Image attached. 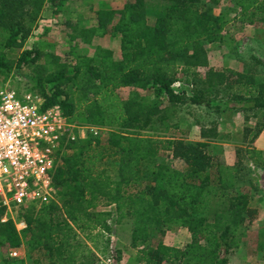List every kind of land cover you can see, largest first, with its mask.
Here are the masks:
<instances>
[{
	"label": "trees",
	"instance_id": "obj_1",
	"mask_svg": "<svg viewBox=\"0 0 264 264\" xmlns=\"http://www.w3.org/2000/svg\"><path fill=\"white\" fill-rule=\"evenodd\" d=\"M47 1L56 12L65 0H0L3 71L13 64L5 50L23 45ZM229 1L232 6L220 13L202 0H133L118 9H98L96 24L79 27L78 36L84 43L107 34L119 36L120 59L101 46L91 55L72 52L64 59L38 48L21 51L15 63L38 73L34 91L43 98V108L58 105L67 121L106 128L107 136L102 140L90 133L56 151V199L19 213L23 229H17L13 218L3 220L5 207L0 206V245L22 246L29 264H99V257L109 253L104 235L111 223L128 221L130 246L139 262L227 264L255 211L249 206L253 181L247 166L241 159L227 165L211 151L220 150L210 140L218 136L215 127H201L203 140L191 141L144 131L156 121L167 129L175 107L187 101L221 109L212 105L211 95L218 94L221 85L230 87L225 72L235 75L242 87L228 93V108L256 118L253 127L244 128L249 146L264 128V74L257 75L248 63L242 71L208 66L206 45L225 44L232 20L264 23V0ZM148 14L154 16L152 23ZM48 65L41 78V68ZM198 67L208 68L201 75ZM183 77L187 84L206 86L191 88L190 94L184 87L176 90L173 83ZM122 87L132 88L127 97L120 95ZM140 90L155 98L148 100ZM250 149L249 158L264 163L261 151ZM167 151L184 166L159 162ZM107 159L116 162L114 172ZM110 205L114 214L97 210ZM179 228L189 233V242L184 247L166 244L164 234ZM256 247L264 264V226L257 231ZM110 257L119 259V251Z\"/></svg>",
	"mask_w": 264,
	"mask_h": 264
},
{
	"label": "rangeland",
	"instance_id": "obj_2",
	"mask_svg": "<svg viewBox=\"0 0 264 264\" xmlns=\"http://www.w3.org/2000/svg\"><path fill=\"white\" fill-rule=\"evenodd\" d=\"M127 1L133 0H65L58 11L54 4L47 1L41 10L39 17L31 25V33L25 39L21 47H13L5 50L7 59L13 61L11 68L8 71L0 69V85L7 88L15 89L19 92L34 91L35 78L38 73H32V70L24 65L18 67L16 60L22 50L28 48H38L45 52L53 53L64 59L72 56V52H83L86 54H93L97 46L107 47L112 49L115 59L121 58V51L119 49V36H111L109 34L102 37H93L90 43L82 42V38L78 36V28L81 26H90L97 22V10L108 8H121ZM202 3L210 4L215 13H220L232 4L229 0H219L217 4H212L209 0H202ZM233 12L229 16L232 17ZM148 22L154 21V16L147 15ZM76 26V29L74 28ZM228 36L225 44H207L208 51V66L217 71L223 69H232L242 71L245 64L248 67L254 68L257 75L264 74V23L254 24H240L237 21H231L229 28L226 30ZM74 35V38L71 37ZM47 69L41 68L40 76L44 78ZM208 67H198L196 70L201 75ZM180 75V74H179ZM184 76V75H180ZM192 76H189L191 79ZM224 77L227 79L228 86L225 88L219 86L220 92L212 94V105L216 103L221 106L218 111L214 107H207L204 104H194L185 102L175 107L174 115L168 118V128L166 125L156 121L152 126L144 131L146 135L162 136L170 138H182L184 140H203L200 136V129L215 127L218 136L211 138L212 143L217 144L220 150H211L218 153L220 160L227 165L235 166L238 160L241 159L248 169V174L253 181V198L264 195V163L258 166H252L249 160V151L247 138L248 133L244 128L253 127L256 119L254 117L246 118L243 112L233 111L228 108L227 95L231 92H240V87L235 82V75L225 72ZM206 84L185 83L184 77L181 80L175 81L173 87L180 90L183 87L190 94L191 88L205 87ZM223 88V89H222ZM131 87H122L119 93L122 97H127ZM141 95H145L148 100L155 98L152 92L140 90ZM167 103H163V107ZM251 118V119H250ZM73 122L76 126V131L81 138H85L88 134H93L100 137L102 140L107 136L106 128L88 127L82 123ZM177 124V127L174 126ZM251 125V126H249ZM211 148V147H210ZM260 156L264 162V153ZM161 163L171 164L174 167L181 168L184 162L181 159H174L171 157V152L167 151L160 155L158 159ZM234 164H230L231 162ZM230 162V163H229ZM106 165L112 172L116 169V162L107 159ZM145 170V169H144ZM261 185V186H260ZM254 214L248 224V231L243 239L241 245L233 250L229 256L227 264H263L261 253L256 247V237L259 227L264 226V216H257V206H260V201L256 197L253 200ZM97 210L115 213L114 206H99ZM15 216V210H5L2 218H10ZM15 218V217H14ZM16 219V218H15ZM111 223V218H108ZM130 231L131 225L128 221H123L120 224L111 223V231L105 232L104 238H109L107 255H102V264H144L136 260V250L130 246ZM79 238L85 240L83 234ZM163 240L166 244L178 247H184L189 242L190 235L184 228L167 231ZM98 246L103 243L98 242ZM11 250H16V255H10ZM119 251L120 258L112 259L110 257L113 251ZM110 254V255H109ZM36 254L34 253V256ZM108 257V258H107ZM23 261V262H22ZM46 257L43 258V262ZM30 260L27 258L26 252L22 246L17 248H9L7 245H0V264H29Z\"/></svg>",
	"mask_w": 264,
	"mask_h": 264
},
{
	"label": "built area",
	"instance_id": "obj_3",
	"mask_svg": "<svg viewBox=\"0 0 264 264\" xmlns=\"http://www.w3.org/2000/svg\"><path fill=\"white\" fill-rule=\"evenodd\" d=\"M42 103L35 91L0 85V206L15 210L10 218L19 230L26 226L19 213L56 199V151L81 139L58 105L43 108Z\"/></svg>",
	"mask_w": 264,
	"mask_h": 264
},
{
	"label": "crops",
	"instance_id": "obj_4",
	"mask_svg": "<svg viewBox=\"0 0 264 264\" xmlns=\"http://www.w3.org/2000/svg\"><path fill=\"white\" fill-rule=\"evenodd\" d=\"M251 119V118H250ZM256 119V118H255ZM251 126V125H249ZM248 148H254L255 150L261 151L262 153H264V128L261 130V132L259 133V135L255 138V140L252 142V146H249ZM263 157V156H262ZM249 162L252 166H258V164L260 165V162L258 161H254L253 159L249 158ZM231 162V163H230ZM230 164H234V162L230 161ZM261 186V185H260ZM264 191V190H263ZM259 201H260V206H257V216H261V214L264 216V195L263 193L260 196H256ZM253 198V194L251 195L250 199H249V206L251 208H254L253 206V200L256 198ZM111 206V205H110Z\"/></svg>",
	"mask_w": 264,
	"mask_h": 264
}]
</instances>
